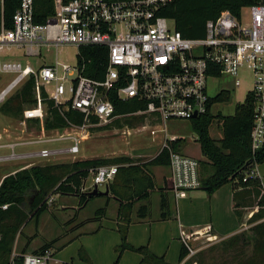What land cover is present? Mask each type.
Wrapping results in <instances>:
<instances>
[{
  "label": "built area",
  "instance_id": "obj_1",
  "mask_svg": "<svg viewBox=\"0 0 264 264\" xmlns=\"http://www.w3.org/2000/svg\"><path fill=\"white\" fill-rule=\"evenodd\" d=\"M175 0H53V14L45 23L33 18V0H21L12 16L11 28L0 27V59L12 48L22 56L40 59L44 51L71 45L101 47L107 50V65L103 79L83 76V68L55 64L22 66L12 59L0 60V72L15 77L0 91V106L14 90L29 78L33 79L36 105L25 109L24 120L42 121L45 112L41 90L47 98L63 110L71 109L83 115L80 126L69 125L65 130L78 131L81 136L68 134L57 140H67L66 148H43L36 153L20 155L15 147L23 143L0 145L10 150L0 156V162L21 158H48L76 155L80 140L86 136V127L107 126L115 119L144 116L150 121L149 133L158 129L165 140H176L167 135L166 123L188 121L212 112L210 104L228 89L212 93L221 75L234 78V87L240 84L239 70L245 68L252 76L253 99L251 147L258 149L264 141V0L246 7L247 17L223 11L215 20L205 23L204 36L183 38L175 30L174 21L159 16ZM52 85L48 91L47 86ZM118 101H134L139 109L128 114H115L109 94ZM1 139V135H0ZM54 139L39 138L29 144L51 143ZM118 165L101 166L91 171L80 187V193H91L106 187L117 173ZM169 189L175 199L187 197L188 192L200 187L199 162L180 152L170 151ZM3 209L6 206L2 207ZM210 231V228H204ZM182 234L181 242L194 255L189 237ZM12 254L11 264H50L52 253L25 254L20 263Z\"/></svg>",
  "mask_w": 264,
  "mask_h": 264
},
{
  "label": "trees",
  "instance_id": "obj_2",
  "mask_svg": "<svg viewBox=\"0 0 264 264\" xmlns=\"http://www.w3.org/2000/svg\"><path fill=\"white\" fill-rule=\"evenodd\" d=\"M68 1V0H64ZM260 0H175L158 15L174 21L175 30L183 38H201L205 33V23L215 20L223 11L239 15L243 8L258 4ZM21 0H0V27L9 29L12 16ZM33 18L37 24H43L46 18L53 14V0H33ZM76 64L83 68V76L95 80L103 79V72L107 65V50L101 47H82L78 49ZM33 79L29 78L11 95L1 106L0 112L13 119H22L25 109L36 105ZM41 102L44 107L43 128L46 131L63 130L69 125L80 126L83 115L71 109L63 110L47 98L41 90ZM229 94H220L210 102L227 101ZM109 99L115 107V114H128L139 109L134 101L120 102L115 93L109 94ZM253 99L248 92L242 103L235 107L231 116H212L209 113L190 120L192 131L196 135L201 155L204 160L199 162L200 190L211 195L226 184H233L234 209L238 219L242 218L241 209L257 207V211L249 218L247 224H253L249 232L254 235L253 253L248 264H255L257 257L264 255V190L259 177L254 170L264 164V141L256 150L251 147L250 132L252 126ZM217 119L222 136L215 140L209 134L212 122ZM38 124V120H28ZM124 123L132 127L144 122L143 117L129 116L116 123ZM183 138L170 141L165 140L167 147L161 148L152 159L144 163H134L131 159L120 157L109 160H81L72 163H60L46 166H32L6 175L0 182V264H11L16 236L22 226L33 217L37 226L39 216L47 210V202L53 195H72L78 198L79 208H83L95 197L90 193H80V187L90 176L91 171L107 163L120 165L114 179L106 187L110 196L119 204L117 213V231L120 244L116 251L121 256L124 251H132L141 256L139 264H168L162 257H156L147 247L134 248L127 242V231L132 223L133 207L136 203L147 200L155 188V182L149 171L150 167H168L170 151L179 152L183 145ZM111 165V164H110ZM160 220L168 219L169 187L164 185L160 189ZM6 206L5 209L2 207ZM106 205L95 211L91 221L99 220L105 214ZM147 208L142 206L137 215L140 219L146 217ZM88 222V221H86ZM82 222L79 226H83ZM237 235L230 237L236 241ZM248 238V237H247ZM52 242L44 244L38 252L40 254L51 248ZM237 243V242H236ZM83 251L79 255L83 258ZM25 250H22L15 262L20 263ZM188 256V251L181 244L178 262ZM190 259V258H189ZM185 262V264H193ZM118 263V260L115 264ZM264 264V260L261 261ZM66 264V263H65ZM199 264V263H197Z\"/></svg>",
  "mask_w": 264,
  "mask_h": 264
},
{
  "label": "rangeland",
  "instance_id": "obj_3",
  "mask_svg": "<svg viewBox=\"0 0 264 264\" xmlns=\"http://www.w3.org/2000/svg\"><path fill=\"white\" fill-rule=\"evenodd\" d=\"M242 17L246 19V9L242 10ZM77 48L71 45H65L59 47L58 49H51L49 51H44L42 57L38 59H32L22 56V51L12 48L10 51L5 52L2 55V60L7 61L12 59L16 62H19L22 66L29 64L32 67H38L39 65L45 64H55L58 62L61 65H68L70 67H74L76 65V55ZM15 77L14 74L6 72H0V91ZM237 79H239L240 84L237 88L234 87V78L228 75H221L218 77L215 83V89L212 93H217L221 89H228L230 91V96L227 101H223L212 106V112L218 116H231L234 114L235 107L237 104L242 103L246 94L252 89V76L251 73L245 68H241L239 70ZM23 85V84H22ZM21 85V86H22ZM20 86V87H21ZM19 87V88H20ZM19 88L14 90L11 95H13ZM48 91L52 90V85L46 87ZM10 95V96H11ZM9 96V97H10ZM28 109V108H27ZM144 118L143 123L134 124L132 127L125 125L124 123H116V120H122L123 118L115 119L107 126L104 127H96L95 125L86 127L87 132L85 133L86 137L81 139L83 142L80 143V152L77 155L79 158H92L93 160H109L120 157H126L131 159L134 163H142L152 159L158 153V148L160 147L161 141L163 140L164 135L162 133H157L155 135H150L149 133V123L150 121L146 119L144 116H140ZM10 119V118H9ZM23 119V117H22ZM21 119V120H22ZM24 120V119H23ZM3 117L0 116V128H2ZM10 128L6 127L5 124L3 128H8L9 132L14 134V136H18L21 134L19 119H10ZM25 121V120H24ZM39 121V120H38ZM26 122V131L27 133L22 134L23 139H30V133L36 132V130H43V120L39 121L38 124H34L33 122ZM167 132L169 135H177L178 137L184 138L185 147L181 146L180 153L194 158L199 161L201 159L199 145L196 141V135L192 131L190 123L188 121H170L167 122ZM47 134V133H46ZM68 134H72L75 137L81 136V133L78 131H66L63 130H54L52 132H48L46 138L54 139L51 143H43V144H34L28 147H24L23 150L20 148H15L16 153H20L22 151L34 152L39 151L43 148H66L70 144L67 140H57L59 137L67 136ZM210 136L218 140L222 136L221 128L217 125V119H215L210 128H209ZM35 138V135L32 139ZM44 138V137H42ZM164 143V141H163ZM162 143V145H163ZM161 145L160 149L163 147ZM183 148V149H182ZM10 150H6L5 154H9ZM65 156L68 157L70 155H62L57 156L62 159ZM71 157V156H70ZM39 160L40 158H33L31 160ZM53 159L52 157L47 159H42L45 162L40 163V165H52L56 164L54 161H50ZM75 161H78L75 160ZM30 162V159L25 160H9L0 162V176L7 174L11 171L20 168L21 166ZM58 162L66 163L67 160H59ZM67 163H72V161H68ZM60 164V163H57ZM114 165L112 163H107L102 166ZM98 168V167H97ZM24 169V168H23ZM164 175L167 174V169H160ZM1 178V177H0ZM158 180V179H157ZM159 183V182H158ZM161 184V181H160ZM166 186V184H164ZM99 191H105L104 188L100 187ZM78 201V198L75 196H53L47 202V212H44L40 215L37 222V227L35 226V221L33 217H30L29 224L24 229V235H32L34 232H38L39 236L35 239V242L32 244L39 245L42 239H51L55 236H61L63 231H70L73 227L74 223L64 224L65 220H71L73 218V214L77 213V220L80 221H88L85 226L81 229L82 241L87 239L91 240L93 234L92 230H95L98 226L96 222L91 221L95 217V211L98 208H103L104 200L102 198H97L95 200L90 201L85 207L77 208L74 211L71 207H75V203ZM115 203V202H113ZM66 206V207H62ZM114 205L110 204L107 208V217L111 219L114 216ZM151 213L156 215L157 208L153 204L151 208ZM242 220H247L248 212L245 208L241 209ZM55 215L58 218L56 221L53 218ZM249 220V219H248ZM247 220V221H248ZM106 222H110L107 220ZM105 222V223H106ZM76 224V223H75ZM253 224H247L244 227V230L241 231L237 237H239L236 241H231L229 245L230 238H217L210 231H199L196 234H193L189 237L190 245L194 251V255L189 259L188 263L193 264H248V259L252 256L253 253V238L254 235L249 232V228ZM112 226V223H111ZM74 228V227H73ZM248 237V238H247ZM23 238V237H22ZM19 238L17 247L14 248L13 254L18 255L19 250L22 247L23 239ZM22 239V240H21ZM40 241V242H39ZM97 243L99 240H92ZM104 241L100 248L102 250L100 252L99 258L100 261L97 264H103L106 260V257H110L114 254L115 260L113 264L118 260H121V256L116 251L117 247L110 248L106 239L101 240ZM237 242V243H236ZM72 245V246H71ZM67 246L65 249L56 252L53 261L56 264H81L80 260L77 258V250L81 245V242L77 241L73 244ZM31 254V253H28ZM264 260V255H260L256 259L255 264H263L261 261ZM117 263V264H118Z\"/></svg>",
  "mask_w": 264,
  "mask_h": 264
},
{
  "label": "crops",
  "instance_id": "obj_4",
  "mask_svg": "<svg viewBox=\"0 0 264 264\" xmlns=\"http://www.w3.org/2000/svg\"><path fill=\"white\" fill-rule=\"evenodd\" d=\"M0 116L3 117L2 126H1L2 128H0V135H1L0 145L23 143V145H19L15 147L23 150L24 147L34 145L33 143L32 144L29 143L34 142L42 137L46 138L48 132L54 131V130L46 131L45 129L36 130V132L33 133L31 132L29 134L30 139L25 140L21 135L27 133L25 121L28 120L24 121L23 119L22 120L19 119V125H20L19 129L21 131V134L18 136L16 135L14 136L13 133L11 134L9 130H6L8 128H3V125L5 123H6L5 126L10 128L11 124L9 120L13 118L9 119V117L4 116L3 114H1V112H0ZM167 125L168 124L166 123V130H168ZM157 133H162V132L158 129ZM34 135L35 138L32 139ZM167 135H169L168 132ZM169 136H176L177 138H182L174 134ZM163 141L164 139L161 141L160 147ZM81 142H83V140L80 141V143ZM79 145H78V153L76 155L74 156L70 155L71 157L68 156L66 158L64 156L62 159H60V157L53 156L52 157L53 159H51L50 161H54V163L57 164V163H63V162H58L59 160L61 161L67 160V162L70 160L74 162L77 159L78 161L92 159V158L77 157V155L80 152ZM185 145H182V147H185ZM160 147L158 148V152L160 151ZM6 150H8L7 147H0V156L6 155L5 154ZM36 152L38 151H34V152L22 151L18 154L26 155V154H33ZM33 158L34 157L19 159V160L30 159V162L21 166L20 168H17L14 171H11L7 174H4L3 176H0L1 177L0 182L6 175L13 174L20 169L30 168L32 166H46L45 164L40 165V163L45 162L42 159H47V158H40L39 160L37 159L31 160ZM202 160H204V158L201 155V159H199V161ZM162 168L167 169L166 175H164V173L160 171V169ZM149 171L152 174L155 182L154 191L151 192L147 200L138 202L134 205L133 212L131 215L132 223L128 227L126 239L127 242L134 248L147 247L150 253H152L156 257H162L164 261L168 264H185V262L188 261L189 259L188 257H186L183 261L178 262L179 252L182 244L181 236L183 233L190 234L193 231H203L204 228L209 227L211 233L214 236H216L217 238L227 239L232 236L238 235L241 231H243L244 227L247 226V220L258 210L257 207H245V209L248 212L249 218L245 221H243L242 218L238 219L234 209L233 184H226L220 187L219 189H217L211 195H208L203 190L197 189L188 192L186 198L175 199L172 193L170 192L168 195V202H169L168 219L160 220L159 219V215H160L159 205H160V194H161L160 189L164 187V184H166L169 187L170 171L168 167H161V166L150 167ZM254 172L259 177L262 184H264V164L258 165L255 168ZM106 187H104V189H106ZM261 195L264 196V190L261 192ZM53 196H60V195L56 194ZM53 196H51V198ZM63 196H68V195H63ZM97 198H102L104 200L105 203L104 206L106 205V209H105V214L101 218H99V220L93 221L96 222L98 226L95 230L91 231V233L93 234L91 240L87 239L85 241H82L81 236L84 234H81L80 231L82 227L85 226L86 223L83 226H79L84 221L79 222L77 220V213H78L77 212L73 214V218L71 220L66 219L64 223V224L74 223L73 224L74 228L72 227L70 231H63V234L61 236L60 235L55 236L47 240L42 239L41 243L39 245H35V247L32 244L35 242V239L39 236V234L36 230V232H34L32 235H27V236L24 235L23 231L26 228V226L29 224V222L26 223L24 226H22V228L20 229L19 233L16 236L14 248L17 247L19 238L22 237H23L22 238L23 244L21 249L19 250V253L22 250H25V253H31V254L38 252L39 249L44 244L54 241L51 248L48 250H50L52 253V260L50 264H56V262L53 261V257L55 253L79 241L81 242V245L77 250V258L80 260L81 264H97L100 261L99 256H101L100 252L102 250V247L100 248V245L104 243V241L101 240L106 239V243L110 248L117 247L120 244V235L117 231V213L120 202L112 198L109 193L106 196L103 195V196L95 197L93 200ZM75 204H76L75 207H71L74 211H76L77 208L79 207L78 201ZM110 204L114 205L115 212H114V216L111 219H108L107 208ZM153 204L157 208L156 215H153V213H151V208ZM142 206H145L147 208V214L145 218L140 219L137 215V212L138 209ZM62 207L64 208L66 206H62ZM45 212H47V210ZM53 218L56 221H58V218L55 215H53ZM107 220H109L110 222H106ZM95 239H98L99 241L97 243L93 242L92 240ZM80 250L84 252L83 253L84 259H82L79 255ZM114 260H115V256L113 254L110 257H106V260L104 261L103 264H113ZM140 260H141V256L138 253L132 251H124V253L121 256V260L119 261L118 264H139Z\"/></svg>",
  "mask_w": 264,
  "mask_h": 264
},
{
  "label": "water",
  "instance_id": "obj_5",
  "mask_svg": "<svg viewBox=\"0 0 264 264\" xmlns=\"http://www.w3.org/2000/svg\"><path fill=\"white\" fill-rule=\"evenodd\" d=\"M108 189H105V191H103V192H101V191H98L97 189H94L90 194L92 195V196H97V195H104V196H106V195H108Z\"/></svg>",
  "mask_w": 264,
  "mask_h": 264
}]
</instances>
